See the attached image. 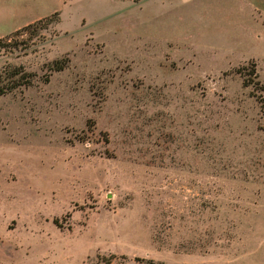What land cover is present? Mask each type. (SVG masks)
I'll return each instance as SVG.
<instances>
[{"label":"rangeland","instance_id":"374dc122","mask_svg":"<svg viewBox=\"0 0 264 264\" xmlns=\"http://www.w3.org/2000/svg\"><path fill=\"white\" fill-rule=\"evenodd\" d=\"M1 37L0 264H264V0H0Z\"/></svg>","mask_w":264,"mask_h":264},{"label":"trees","instance_id":"16d2710c","mask_svg":"<svg viewBox=\"0 0 264 264\" xmlns=\"http://www.w3.org/2000/svg\"><path fill=\"white\" fill-rule=\"evenodd\" d=\"M56 14H58V11H56ZM42 20H50V22H53V21L58 20V18H55L52 20L49 17L41 18L38 21L31 22V23L25 25L24 27L17 29L16 33H21L23 30H26L31 26L37 25V23H39ZM4 43H5L4 38L1 37L0 38V47H2L4 45ZM67 62H68V58H66V60H64L62 62H59V60H56L54 62L53 68L57 69V70L62 69L66 66ZM30 76H31V73L26 71L24 68H22V70H20L16 73L11 74L12 78H11V80H9L8 83H5L4 85L0 84V93H6V92L11 91L12 89L18 87V86L29 84L31 82ZM1 78H2V76L0 75V81L2 80Z\"/></svg>","mask_w":264,"mask_h":264}]
</instances>
